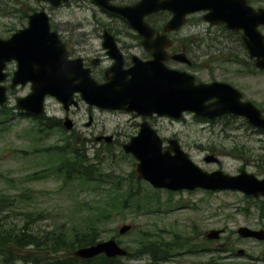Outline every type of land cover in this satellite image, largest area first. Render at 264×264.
Masks as SVG:
<instances>
[{
    "label": "rangeland",
    "instance_id": "obj_1",
    "mask_svg": "<svg viewBox=\"0 0 264 264\" xmlns=\"http://www.w3.org/2000/svg\"><path fill=\"white\" fill-rule=\"evenodd\" d=\"M251 4L264 6V0H251ZM41 8L50 16L52 28L63 34L70 31L72 37L87 44L91 55L101 47L102 27L122 22L102 12L93 0H70L59 6L43 0H0V35L26 26L28 15ZM260 29L264 33V26ZM177 36L188 46V56L195 65L191 67L173 62L169 63L170 66L188 70L205 82H229L264 112V71L257 69L249 58L241 44L240 34L209 25L203 19V12H199L190 16ZM108 64L105 61V65ZM10 83L11 78L5 84ZM30 87L26 82L10 89L9 101L3 108L15 111L16 100L30 93ZM76 94L80 107H73L68 116L63 104L55 97L47 96L44 103L45 116L57 120L63 118V127L57 126L46 133L36 120L23 115H14L0 127V193L21 197L12 206H6L7 211L1 214L0 217L7 215L3 218L1 234L15 225L27 224L33 228L34 240L47 242V234L55 226L59 228L62 225L70 233L87 214L95 213L92 207L101 197L110 199L107 191L100 193L93 184L64 183L54 175L31 180L30 174L47 167L50 170L55 168L48 160L49 154L40 150L67 143L69 139L72 146L86 152L88 163L97 165L99 171L104 172L105 189L115 185L109 183L107 175L110 180H122L123 192L130 181L139 179L142 183L134 186L146 191L148 198L154 197L161 206L159 211L149 215H135L132 211L124 215L113 212L105 223L100 221V241L114 237L129 250L130 255L121 259L122 264L152 261L149 255L136 251L140 235L145 233L163 235L166 240H171L172 235L178 233L181 237L191 238L190 242L195 246H200L198 253L183 249L170 260L153 264H264V242H261L264 240L243 238L238 233V229L244 226L264 230V198H247L243 193L231 190L212 193L203 189L154 191L148 182L136 175L137 160L123 148L138 133L143 118L134 117L131 112L91 108ZM150 122L164 139H178L204 170L222 169L237 174L244 169L259 177L264 174V130L260 131L244 117H226L212 122L187 112L180 119L157 116L150 118ZM69 123L70 128L67 127ZM209 154H216L220 162H206L205 156ZM124 224L133 227L121 235L119 228ZM213 229L225 230L218 239H207L206 234ZM0 248V264H57L52 261L53 256L47 248L13 245ZM239 250L245 253L240 255ZM6 253L13 254L9 262L5 261ZM65 255L69 257L67 253Z\"/></svg>",
    "mask_w": 264,
    "mask_h": 264
},
{
    "label": "water",
    "instance_id": "obj_2",
    "mask_svg": "<svg viewBox=\"0 0 264 264\" xmlns=\"http://www.w3.org/2000/svg\"><path fill=\"white\" fill-rule=\"evenodd\" d=\"M58 6L68 0H44ZM106 5L125 18L143 37V44L153 51L148 61L137 60L127 71L122 69V55L114 36L105 31L104 45L114 55L116 63L110 69L113 75L106 83H98L81 60H69L65 44L56 31H51L48 14L35 11L29 24L19 29L9 39H0V82L6 62L17 60L19 67L12 79V87L18 83L32 82V92L18 99L17 107L41 113L47 95L55 96L65 108L77 104L75 94L103 109H120L138 115L170 116L181 118L185 112L196 116L216 119L224 114L246 117L251 124L264 129V115L256 105L247 100L234 86L222 81L196 83V76L185 70L173 69L165 61L170 57L191 64L185 53L168 55L166 48L171 39L166 32L178 30L190 13L206 11L204 19L212 24H225L226 28L242 31V38L249 57L256 67L264 69V7L254 8L248 0H140L131 6H111L109 0H93ZM160 9L169 10L173 16L167 22L164 33L154 37L155 29L145 16ZM130 75V77H129ZM7 102L6 87L0 85V105ZM68 128L71 127L69 123ZM110 141V140H108ZM137 160L136 175L153 188L172 191L207 189L212 191L237 190L255 197L264 196V177L241 170L232 175L223 170L208 172L197 165L182 148L177 139H169L164 147L163 139L148 120L140 123L139 132L123 146ZM207 162H217L214 154L205 157ZM132 228L124 224L121 234ZM223 229L207 233L208 239H218ZM243 237L264 239V230L240 227ZM105 254L107 257L126 256L128 251L115 238L98 241L80 247L73 252L79 258L89 259ZM151 264V263H147Z\"/></svg>",
    "mask_w": 264,
    "mask_h": 264
},
{
    "label": "trees",
    "instance_id": "obj_3",
    "mask_svg": "<svg viewBox=\"0 0 264 264\" xmlns=\"http://www.w3.org/2000/svg\"><path fill=\"white\" fill-rule=\"evenodd\" d=\"M240 41L243 42L242 38H240ZM241 44L243 46V43ZM10 110L9 108H0V124L5 123L6 120L3 119L9 118V116L14 113V111L11 112ZM35 120L39 123L41 130L46 131V133L57 126L63 127L61 121L54 117L41 115L36 116ZM69 142L70 140L67 139V143L40 150L44 151L45 154H49L48 160L55 168L50 170V167H47L32 173L30 174L31 180H41L50 177L49 175H54L62 179L64 183L78 182L93 184L95 190H100V193L107 191V196L110 199L107 200L101 197L100 201L97 200L98 204L92 207L95 213L87 214L85 220L82 221L80 225H77L78 227L74 226L70 233L65 231L62 225L59 228L55 226L53 230L47 234L49 236L47 242L42 241L40 243L34 240L36 235L34 234L33 228L29 225L24 224L21 227L15 225V227H10L6 229L5 232L3 231L5 234L0 233V246L9 247V245H13L22 248L37 246L42 249L47 248L53 256L52 261L57 264H122L121 257L109 258L105 254H102L91 259H82L75 257L73 252L77 248L92 245L100 241L101 234L99 232L102 230L100 223H105L106 220L113 215V212L124 215L125 212L132 211L135 215H149L152 212L159 211L161 206L154 197L151 199L148 198L146 191H142L141 188L137 189V187L134 186L138 183H142L139 179H135L133 182L130 181V183L127 184L128 188L123 192L122 180H115L113 178L110 180V176L107 175L109 183L115 185L112 186V188L105 189L104 183L107 181L102 178L104 172L99 171L97 165L88 163L89 159L86 152H82L80 148L72 146ZM15 196L16 195L10 196L6 193H0V216L3 212L7 211L5 208L6 206L7 208L12 206L17 198H21L20 196ZM5 217H7V215L0 217V232L2 227H4L3 218ZM190 239L189 237H181L178 233H174L171 240H166L163 235L145 233L140 235L136 251L149 255L152 263L165 262L183 249H187L192 254L200 252V246L192 244ZM65 253L69 255L68 258H66V255L64 256ZM12 255L13 254L6 253L5 261L9 262Z\"/></svg>",
    "mask_w": 264,
    "mask_h": 264
},
{
    "label": "flooded vegetation",
    "instance_id": "obj_4",
    "mask_svg": "<svg viewBox=\"0 0 264 264\" xmlns=\"http://www.w3.org/2000/svg\"><path fill=\"white\" fill-rule=\"evenodd\" d=\"M139 1L140 0H109L107 2V4H109L111 6H131V5L138 3ZM162 1H164V0H160V2H162ZM95 5H97L102 10V12L107 13L112 18H119L122 22L121 23L117 22V23L112 24L111 26L102 27V31H101L102 33L100 34L101 47L94 50V53H95L94 55L90 54V50L87 48V44L81 42L80 40L75 39L74 37H72L70 31L67 34L64 33L65 34V36H64V34L61 33L57 29L56 31L58 32L60 38L64 41V43L66 45L68 57L70 59H78V58L82 59L84 66L90 70L92 76L98 82L103 83V82L107 81L108 78L113 75V72H111L110 69L116 63V59H115L114 55H111L109 53V48L105 47V45H104L103 34L105 33V31H109L114 36L116 46L122 55V60H123L122 69L124 71L129 70L134 65V63L136 62L137 59L142 60V61H148V60L153 58V51L147 49L145 47V45L143 44L144 37L138 31H136L134 29V27L126 19L121 17L116 12L110 10L109 7H107L106 5H102V4H99L96 2H95ZM197 13H199V12L191 13L190 15H188L186 18L185 24H187L189 22L190 16L197 14ZM204 14L205 13H203V19H204ZM28 17H29V15H28ZM171 17H172V12L169 10H163V9L153 11L146 16V21L155 29L154 37H157L158 35H161L164 33L165 26H166L167 22L171 19ZM207 23L209 25L219 26L222 29H225L226 31H228L230 33H234V34L239 33L241 35V38H242V32H237V31H234L231 29H227L226 26L223 24H212L209 22H207ZM27 25H28V23H27ZM26 26L25 25L20 26L19 28H13V30H9L7 32H4L3 35H0V39H8L12 36V34L15 31H17L18 29H21L23 27H26ZM51 28H52V26H51ZM52 29L55 30L54 28H52ZM179 30L169 31L166 33V36L170 37V39H171V43H170L169 47L166 48V51H167L168 55H170V56L180 54L183 52L188 54V46L183 44L181 39L177 36V32ZM87 36L89 37V34H87ZM242 43H243V46L245 47L244 41ZM105 61H108L109 64L105 65ZM173 62H177V61L173 60V58H171V57L167 60L168 64L173 63ZM12 66H14L15 70H12L13 69ZM18 67H19L18 61H9L6 63L5 72L8 74L7 80L13 76L14 72L18 69ZM129 77H130V75H129ZM197 81H202V80L197 79ZM80 104H81V102H79V100H78V105L73 106V107L78 108V107H80ZM73 107L67 109V112H66L67 115L66 116L71 114V111H72L71 109H74ZM89 107H91V106H89ZM91 108L99 109V108H96L93 106ZM117 111L118 110H113L112 112H117ZM132 115L134 117L138 116L137 114H132ZM139 116L141 118H145V117H142L141 115H139ZM155 117H157V116L156 115L151 116L152 119H154ZM226 117L235 118L238 116L233 115V114H227V115H224L223 117H221L220 119H223ZM72 118H74V117H72ZM220 119H218V120H220ZM60 121L62 122V125H63V118H61ZM263 213H264V211L262 212V214ZM258 241H261V240H258ZM261 242H264V241H261ZM205 250L208 251V249H205Z\"/></svg>",
    "mask_w": 264,
    "mask_h": 264
},
{
    "label": "bare ground",
    "instance_id": "obj_5",
    "mask_svg": "<svg viewBox=\"0 0 264 264\" xmlns=\"http://www.w3.org/2000/svg\"><path fill=\"white\" fill-rule=\"evenodd\" d=\"M205 20V19H204ZM206 21V20H205ZM206 22H208V21H206ZM152 262V261H151Z\"/></svg>",
    "mask_w": 264,
    "mask_h": 264
}]
</instances>
